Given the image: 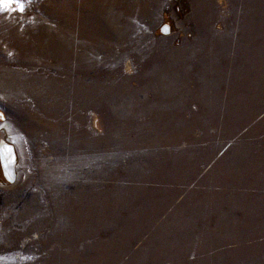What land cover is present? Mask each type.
<instances>
[{
  "label": "rangeland",
  "instance_id": "374dc122",
  "mask_svg": "<svg viewBox=\"0 0 264 264\" xmlns=\"http://www.w3.org/2000/svg\"><path fill=\"white\" fill-rule=\"evenodd\" d=\"M21 2L0 264H264V0Z\"/></svg>",
  "mask_w": 264,
  "mask_h": 264
},
{
  "label": "snow or ice",
  "instance_id": "6c2138e0",
  "mask_svg": "<svg viewBox=\"0 0 264 264\" xmlns=\"http://www.w3.org/2000/svg\"><path fill=\"white\" fill-rule=\"evenodd\" d=\"M13 4H15V8L17 10L21 12L24 11L25 5L23 2H21V0H0V9L7 11Z\"/></svg>",
  "mask_w": 264,
  "mask_h": 264
},
{
  "label": "bare ground",
  "instance_id": "6f19581e",
  "mask_svg": "<svg viewBox=\"0 0 264 264\" xmlns=\"http://www.w3.org/2000/svg\"><path fill=\"white\" fill-rule=\"evenodd\" d=\"M5 161V160H4ZM1 173V172H0Z\"/></svg>",
  "mask_w": 264,
  "mask_h": 264
}]
</instances>
